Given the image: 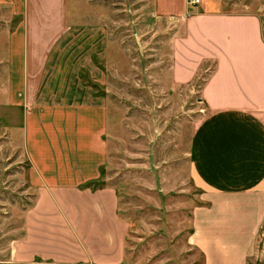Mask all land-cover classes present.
<instances>
[{"label":"crops","instance_id":"0c3cea01","mask_svg":"<svg viewBox=\"0 0 264 264\" xmlns=\"http://www.w3.org/2000/svg\"><path fill=\"white\" fill-rule=\"evenodd\" d=\"M64 1L0 0L18 20L5 41V113L21 110L20 118L4 121L8 134L19 139L34 189L9 260L124 264L127 226L118 217L115 190L86 189L106 158V105L52 98L42 83L60 40L54 32L65 24ZM155 4L178 15V0ZM196 6L171 40L168 69L169 85L178 88L194 80L202 62L212 65L197 92L205 117L189 141L192 178L203 189L205 205L191 211L188 241L205 264H247L264 235L262 26L257 14L222 11L217 0Z\"/></svg>","mask_w":264,"mask_h":264},{"label":"rangeland","instance_id":"374dc122","mask_svg":"<svg viewBox=\"0 0 264 264\" xmlns=\"http://www.w3.org/2000/svg\"><path fill=\"white\" fill-rule=\"evenodd\" d=\"M217 1L225 12L257 14L264 39V0ZM64 2L65 24L54 32L60 40L48 56L42 83L52 98L106 105V158L86 189L115 190L118 217L127 226L124 264H205L203 253L188 241L191 211L205 205L203 189L192 178L189 141L205 117L197 92L212 65L202 62L188 85L172 88L168 82L171 40L197 6L178 0L177 15L158 10L156 0ZM16 21L1 3L0 264L10 263V247L23 234L22 216L34 199L28 161L4 121L21 115V110L5 113L3 99L5 41ZM247 261L264 264V235Z\"/></svg>","mask_w":264,"mask_h":264},{"label":"built area","instance_id":"2783aa9c","mask_svg":"<svg viewBox=\"0 0 264 264\" xmlns=\"http://www.w3.org/2000/svg\"><path fill=\"white\" fill-rule=\"evenodd\" d=\"M199 4V0H189V5L190 6H196Z\"/></svg>","mask_w":264,"mask_h":264},{"label":"trees","instance_id":"16d2710c","mask_svg":"<svg viewBox=\"0 0 264 264\" xmlns=\"http://www.w3.org/2000/svg\"><path fill=\"white\" fill-rule=\"evenodd\" d=\"M88 188H89V185H88Z\"/></svg>","mask_w":264,"mask_h":264}]
</instances>
